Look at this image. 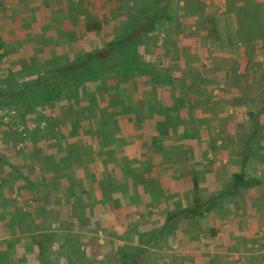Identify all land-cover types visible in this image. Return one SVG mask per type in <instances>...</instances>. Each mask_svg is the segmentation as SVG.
<instances>
[{
	"label": "crops",
	"instance_id": "crops-1",
	"mask_svg": "<svg viewBox=\"0 0 264 264\" xmlns=\"http://www.w3.org/2000/svg\"><path fill=\"white\" fill-rule=\"evenodd\" d=\"M113 1L7 0L0 11L18 26L11 19L0 40L46 72L93 34L86 15ZM177 5L194 12L179 19L178 46L169 29L141 49L169 81L136 72L133 108L93 107L118 115V132L95 117L71 136L53 116L59 138L6 155L25 175L0 173V264H264V0ZM255 11L259 35L247 41ZM240 174L258 183L235 190ZM197 203L200 215L185 217Z\"/></svg>",
	"mask_w": 264,
	"mask_h": 264
},
{
	"label": "trees",
	"instance_id": "trees-1",
	"mask_svg": "<svg viewBox=\"0 0 264 264\" xmlns=\"http://www.w3.org/2000/svg\"><path fill=\"white\" fill-rule=\"evenodd\" d=\"M123 1H113L112 10L99 18L92 15L85 17L86 33L102 34L106 30L112 33L104 48L78 52L74 57L65 55L61 65H55L46 72L37 69L36 65L31 64L32 61L12 59L10 56L14 50H8L0 40V137L11 141L8 148L0 147V173L5 180L9 178L8 170L12 173L11 177L14 174L19 177L25 175L22 174L23 167L20 166L19 158L11 163L6 157L17 149L19 143L26 142L22 139L23 133L28 132L36 143L42 141V138H59L61 132L57 121L52 122L44 114V109L54 108L52 113L64 114L67 121L72 123L73 129L69 131L71 136L78 134L84 126L80 122L91 120L92 124L95 117L99 122L108 123L105 128L116 133L118 115L102 113V109L107 111L119 105L133 108L137 96V78L134 77L136 72L140 73L142 83L149 81V78L155 82L169 81V77L160 75L153 64H147L141 49L149 44L151 48H157L158 36H166L169 29L175 38H172L173 44L178 46L180 21L170 10L181 0H125L126 4ZM122 6L126 7L127 17L121 15L124 8ZM206 22L207 20L204 23ZM167 41L166 39L165 43ZM5 57L7 61L4 63ZM12 61L17 62L11 65ZM6 66L7 69L4 68ZM97 94L101 95V103H96V98L99 97ZM104 94L107 95L106 98ZM93 101L96 103L94 106ZM100 106L102 109L99 114L92 112L93 107L98 109ZM3 113L9 114L8 123H3ZM32 124L35 129H31ZM42 124H45L43 128ZM20 128L26 129L18 130ZM50 128L52 132L46 135ZM257 132L258 129L252 130L251 139L258 137ZM26 148L23 147L20 153L24 154ZM257 183L255 179H248L245 174H240L234 177L233 187L238 190L240 187H253ZM200 200L197 197L196 202ZM203 207L197 203L195 207L182 213L185 217H196Z\"/></svg>",
	"mask_w": 264,
	"mask_h": 264
},
{
	"label": "rangeland",
	"instance_id": "rangeland-1",
	"mask_svg": "<svg viewBox=\"0 0 264 264\" xmlns=\"http://www.w3.org/2000/svg\"><path fill=\"white\" fill-rule=\"evenodd\" d=\"M181 1H183V0H181ZM5 4H7V0H0V9H2V6L3 5H5ZM123 4H126L125 2L123 3ZM170 12H172L173 13V15L175 16V17H177L178 19H181V20H188V19H191L192 17H193V14H194V12L193 11H191V10H188L187 8H182V7H178V5L177 4H174L173 5V7H172V9L170 10ZM3 13H2V10L0 11V30L2 29V30H4L5 28L4 27H6V26H9V21H11V19H12V24L13 25H16L15 24V22H16V20H17V18L16 17H9V16H7V15H2ZM121 15L123 16V17H127V11H126V7H124L123 8V10H122V13H121ZM261 14H259V13H257L256 11L255 12H252L251 13V15H250V18L247 20V21H244V26H245V29H246V37H247V41H248V39H249V37L251 36V35H253V34H255V35H259L258 34V30H257V26L259 25V21H261ZM194 20V19H193ZM18 21V20H17ZM8 24V25H7ZM19 24H21V26H23V24L22 23H19ZM16 26H18V25H16ZM108 31V32H107ZM106 34H103L104 36H102V35H99V34H97V33H93V34H90V35H85V36H83V38H82V40L79 42V45H76V47L72 50V55H70V57H74V55H75V53H78V52H83V51H87V50H94V49H102V48H104L105 46H106V44H107V41H108V39L111 37V34L112 33H109L110 32V30H106V31H104ZM1 33L2 32H0V36H1ZM20 39H22V38H20ZM7 49L9 50H11L12 48L11 47H7ZM13 50V49H12ZM32 50H28L27 52H28V56L30 57V56H32V52H31ZM24 53V52H23ZM36 54V53H35ZM35 55L33 56V59L32 58H30L29 59V61H32L33 63H35ZM4 63L7 61V58L5 57L4 58ZM53 61H54V63H56V62H59V61H57V59L56 58H53ZM50 62H51V60H50ZM63 62V61H62ZM33 63H31V64H33ZM60 63V62H59ZM4 68H6L7 69V66L6 67H4ZM10 67H8V69H9ZM42 69V67L41 66H39V67H37V69ZM49 68H51V66L49 67ZM18 69H19V66H18ZM26 69H28L27 67H26ZM31 69L32 70H34V68L33 67H31ZM3 73V72H2ZM54 110V108H46V109H44L43 111H44V114L45 115H48L49 117H50V119L54 116L55 118L56 117H58V115L60 114V113H58V112H54V113H52V111ZM66 113V112H65ZM7 115H9V114H7V113H3V116H5L4 117V119H3V123H8V121H9V116L7 117ZM61 118H60V120L61 121H63V122H66V116L64 115V114H61V116H60ZM55 118H53V119H55ZM32 123H34V122H32ZM67 123H68V121H67ZM42 127H43V124H42ZM26 129V128H25ZM25 129H23V128H20V129H18V130H21V131H25ZM31 129H35V125H31ZM20 131V132H21ZM31 136L29 135V133L28 132H25V134L23 133L22 134V139H24V140H27V139H29ZM4 139V140H3ZM24 142V141H23ZM23 142H22V144H23ZM20 145H21V143H19ZM2 145H10L9 143H8V139H6V138H1L0 137V147H2ZM19 145V147L21 148V149H23V146L21 147ZM18 146V145H17ZM16 146V147H17ZM9 147V146H8ZM20 148H19V150H20ZM19 150H17V149H15V152L17 153V152H20ZM9 151V150H8ZM7 157V156H6ZM1 262L3 261L2 259L0 260Z\"/></svg>",
	"mask_w": 264,
	"mask_h": 264
}]
</instances>
